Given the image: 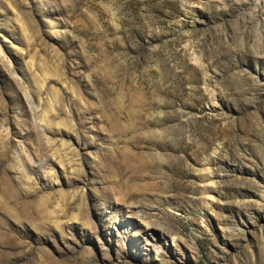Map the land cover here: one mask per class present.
I'll use <instances>...</instances> for the list:
<instances>
[{"label": "rangeland", "instance_id": "374dc122", "mask_svg": "<svg viewBox=\"0 0 264 264\" xmlns=\"http://www.w3.org/2000/svg\"><path fill=\"white\" fill-rule=\"evenodd\" d=\"M0 48V264H264V0H0Z\"/></svg>", "mask_w": 264, "mask_h": 264}, {"label": "bare ground", "instance_id": "6f19581e", "mask_svg": "<svg viewBox=\"0 0 264 264\" xmlns=\"http://www.w3.org/2000/svg\"><path fill=\"white\" fill-rule=\"evenodd\" d=\"M0 53H2L1 48H0ZM206 177H207L208 180L212 179V177H210V175H207Z\"/></svg>", "mask_w": 264, "mask_h": 264}]
</instances>
